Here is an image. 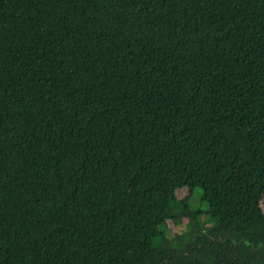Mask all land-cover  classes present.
Listing matches in <instances>:
<instances>
[{"label": "trees", "instance_id": "1", "mask_svg": "<svg viewBox=\"0 0 264 264\" xmlns=\"http://www.w3.org/2000/svg\"><path fill=\"white\" fill-rule=\"evenodd\" d=\"M0 264H264V0H0Z\"/></svg>", "mask_w": 264, "mask_h": 264}, {"label": "rangeland", "instance_id": "2", "mask_svg": "<svg viewBox=\"0 0 264 264\" xmlns=\"http://www.w3.org/2000/svg\"><path fill=\"white\" fill-rule=\"evenodd\" d=\"M199 192H200L199 193L200 195L198 194V195H196L194 197L192 204H193V207H195V208H197V207L204 208L206 206V204H202L201 200H200L202 191L200 190ZM188 195H189V190L188 189H182V190H179L177 192V196H178L179 199H183V198L187 197ZM168 227L170 229L169 237L173 238L174 235H175V231H176L175 229H173L174 228V223L172 221H169L168 222ZM186 229L188 230V228H186Z\"/></svg>", "mask_w": 264, "mask_h": 264}, {"label": "water", "instance_id": "3", "mask_svg": "<svg viewBox=\"0 0 264 264\" xmlns=\"http://www.w3.org/2000/svg\"><path fill=\"white\" fill-rule=\"evenodd\" d=\"M193 234H196L195 232H193ZM189 239V236H187L186 238H185V240H188ZM180 241L181 240H178V239H176V240H174L173 242H172V246H177V244H179L180 243Z\"/></svg>", "mask_w": 264, "mask_h": 264}]
</instances>
